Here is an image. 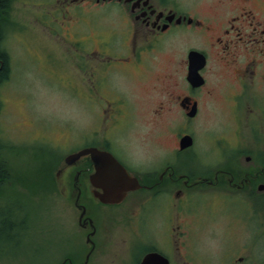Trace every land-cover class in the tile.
Here are the masks:
<instances>
[{
  "label": "rangeland",
  "instance_id": "374dc122",
  "mask_svg": "<svg viewBox=\"0 0 264 264\" xmlns=\"http://www.w3.org/2000/svg\"><path fill=\"white\" fill-rule=\"evenodd\" d=\"M36 9L14 2L11 11L17 22L2 43L10 73L0 86V142L8 147L0 157L10 177L0 187V224L10 220L12 230L3 225L0 264H59L67 254L74 262L84 259L88 244L85 230H77V209L64 191V159L96 134L100 107L108 102L105 97L114 102L123 98L129 117L119 120L113 134L125 140L136 157L172 158L180 134L189 133L194 145L178 154V163L186 168L193 162L191 167L204 171L228 158L240 140L233 120L238 107L229 102L237 101L236 96L229 99L233 72L227 65L210 60L206 84L195 95L201 111L186 124L183 111L168 92L170 80L162 76L171 65L167 58L157 54L150 59V63H159L160 80L151 68L132 75L110 72L104 79V74L91 67L94 63L85 67L74 56L79 54L74 47L49 41L48 30L34 19ZM261 123L254 118L243 127V143L260 144L251 137L264 133ZM108 124L100 127L99 136ZM260 146L255 153L264 156V150L257 151ZM259 194L248 192L239 199L215 195L208 203L197 202L198 197L200 214L188 216L190 235L181 245L176 264H264V191ZM153 236L142 231L138 239L131 236V250L127 243L122 250L92 254L89 264H138L135 261L154 241ZM160 245L165 249L169 243L164 238Z\"/></svg>",
  "mask_w": 264,
  "mask_h": 264
},
{
  "label": "flooded vegetation",
  "instance_id": "af4514ba",
  "mask_svg": "<svg viewBox=\"0 0 264 264\" xmlns=\"http://www.w3.org/2000/svg\"><path fill=\"white\" fill-rule=\"evenodd\" d=\"M18 1L37 8L33 10L34 19L48 30L49 41L74 47L79 53L74 56L85 67L88 62L94 63L91 67L104 74V79L110 72L132 75L151 68L155 79L160 80L159 63H150V59L157 54L167 58L171 65L162 76L172 86L168 90L165 85V89L177 101L186 124L201 111L195 95L206 84L210 60L227 65L233 72L234 89L229 99L236 96L237 101L229 102L238 107L233 120L238 125L235 133L240 138L239 145L228 158L204 171L191 167V160V165H186L190 168L178 163V154L194 145L180 148V138L189 133L180 134L178 145L171 150L175 153L172 158L134 156L127 142L113 134L119 120L129 117L123 98L114 102L105 97L108 102L100 107V127L103 129V124L109 122L106 130L99 136V127L78 150L97 147L110 152L130 175L138 178L140 186L127 191L119 201L105 202L96 193L104 187L92 182L96 166L91 156L84 155L68 164L63 187L77 209V230H85L88 247L83 260L74 262L73 256L67 254L59 264H89L92 254L122 250L127 243L131 250L132 237L138 239L142 231L153 234L154 241L143 248L141 258L135 262L141 264L145 254L157 251L169 258V264H176L182 255L181 245L190 235L188 216L200 214L197 202L208 203L215 195L239 199L248 192L255 196L262 192L259 186L264 184V156L255 150L258 145L261 148L257 151L264 150V133L251 137L260 143L255 147L243 143L242 135L243 127L254 118L264 127V0H7L1 12V43H6L8 32L14 30L17 21L11 9ZM192 50L206 57L201 69L205 83L198 87L187 78ZM195 101L197 109L190 116ZM246 111L250 113L248 117ZM198 197L200 201L196 202ZM164 238L169 243L165 249L160 245Z\"/></svg>",
  "mask_w": 264,
  "mask_h": 264
},
{
  "label": "water",
  "instance_id": "95a60500",
  "mask_svg": "<svg viewBox=\"0 0 264 264\" xmlns=\"http://www.w3.org/2000/svg\"><path fill=\"white\" fill-rule=\"evenodd\" d=\"M205 65L206 57L202 52L197 50L190 51L187 78L192 86L198 87L205 83V78L201 74V69ZM196 109L197 102L195 101L189 115L193 116ZM192 144V135L185 134L180 138L181 149L189 147ZM88 154L96 166V170L92 175V182L98 185V187H104L102 192H96L98 197L103 201L115 202L121 199L130 189H135L140 186L138 178L130 175L127 169L110 152L100 150L97 147H86L71 152L65 157L64 161L68 165ZM60 171L58 169L57 175ZM259 189L264 191V184L260 185ZM169 262L170 260L167 256L157 251L148 252L141 260V264H169Z\"/></svg>",
  "mask_w": 264,
  "mask_h": 264
},
{
  "label": "trees",
  "instance_id": "16d2710c",
  "mask_svg": "<svg viewBox=\"0 0 264 264\" xmlns=\"http://www.w3.org/2000/svg\"><path fill=\"white\" fill-rule=\"evenodd\" d=\"M6 3H7V0H0V86L2 85L3 82H5L9 78V73H10L9 56H8V53L6 52V49H4L1 43V37H2V22H1L2 14L1 12L5 8ZM0 106H1V102H0ZM6 148H8L7 145L4 144L3 142H0V153ZM9 177H10V172L8 170V165L5 164L2 158L0 157V187ZM7 221H8L7 223L5 221H1L0 235L3 234V230H2L4 229L3 225L4 227L5 226L8 227L9 230H12V226H11L12 222L10 220H7ZM6 233L11 234L10 231Z\"/></svg>",
  "mask_w": 264,
  "mask_h": 264
}]
</instances>
